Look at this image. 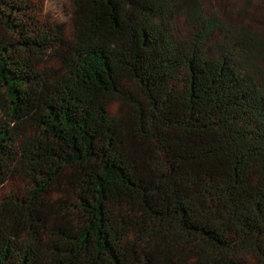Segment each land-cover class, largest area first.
<instances>
[{
	"label": "trees",
	"instance_id": "16d2710c",
	"mask_svg": "<svg viewBox=\"0 0 264 264\" xmlns=\"http://www.w3.org/2000/svg\"><path fill=\"white\" fill-rule=\"evenodd\" d=\"M72 1L0 0V264H264V40Z\"/></svg>",
	"mask_w": 264,
	"mask_h": 264
},
{
	"label": "rangeland",
	"instance_id": "374dc122",
	"mask_svg": "<svg viewBox=\"0 0 264 264\" xmlns=\"http://www.w3.org/2000/svg\"><path fill=\"white\" fill-rule=\"evenodd\" d=\"M34 4V16L41 21L62 23L70 28L72 0H30ZM38 7L41 9L38 10ZM204 16H214L230 26L246 25L264 40V0H202ZM175 31L186 38L193 30L183 13L177 12L174 19Z\"/></svg>",
	"mask_w": 264,
	"mask_h": 264
}]
</instances>
